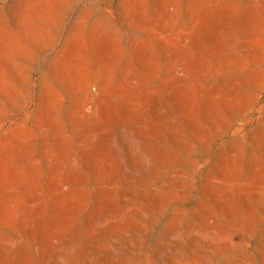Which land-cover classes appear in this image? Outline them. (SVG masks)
<instances>
[{"label": "rangeland", "instance_id": "obj_1", "mask_svg": "<svg viewBox=\"0 0 264 264\" xmlns=\"http://www.w3.org/2000/svg\"><path fill=\"white\" fill-rule=\"evenodd\" d=\"M0 264H264V0H0Z\"/></svg>", "mask_w": 264, "mask_h": 264}]
</instances>
